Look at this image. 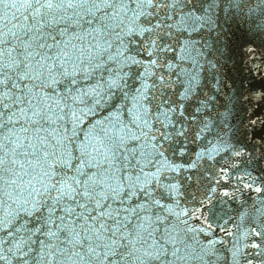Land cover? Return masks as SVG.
Returning a JSON list of instances; mask_svg holds the SVG:
<instances>
[{
  "label": "snow or ice",
  "instance_id": "6c2138e0",
  "mask_svg": "<svg viewBox=\"0 0 264 264\" xmlns=\"http://www.w3.org/2000/svg\"><path fill=\"white\" fill-rule=\"evenodd\" d=\"M0 264H264V0H0Z\"/></svg>",
  "mask_w": 264,
  "mask_h": 264
}]
</instances>
